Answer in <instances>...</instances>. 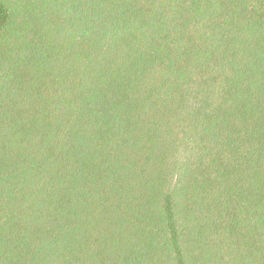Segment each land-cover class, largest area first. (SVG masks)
<instances>
[{
  "label": "trees",
  "instance_id": "trees-1",
  "mask_svg": "<svg viewBox=\"0 0 264 264\" xmlns=\"http://www.w3.org/2000/svg\"><path fill=\"white\" fill-rule=\"evenodd\" d=\"M0 264H264V0H0Z\"/></svg>",
  "mask_w": 264,
  "mask_h": 264
}]
</instances>
